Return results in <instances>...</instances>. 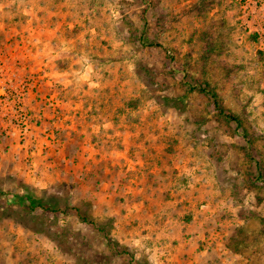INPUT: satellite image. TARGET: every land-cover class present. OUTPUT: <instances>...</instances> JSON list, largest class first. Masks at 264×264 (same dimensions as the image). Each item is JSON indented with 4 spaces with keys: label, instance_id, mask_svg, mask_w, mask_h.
Returning <instances> with one entry per match:
<instances>
[{
    "label": "rangeland",
    "instance_id": "1",
    "mask_svg": "<svg viewBox=\"0 0 264 264\" xmlns=\"http://www.w3.org/2000/svg\"><path fill=\"white\" fill-rule=\"evenodd\" d=\"M202 1L0 0V264H264V0Z\"/></svg>",
    "mask_w": 264,
    "mask_h": 264
},
{
    "label": "trees",
    "instance_id": "2",
    "mask_svg": "<svg viewBox=\"0 0 264 264\" xmlns=\"http://www.w3.org/2000/svg\"><path fill=\"white\" fill-rule=\"evenodd\" d=\"M199 6L201 8H204V1L199 0ZM201 90H204L209 95V97L211 98V105H212L214 111L216 112V114L221 119L226 120V121H234L238 125L241 126V119H240L239 115L236 113L227 112L225 110V108L223 107L221 100L218 97L217 93L213 89L208 90V89H206V87H201ZM243 134L247 138V142L249 144L247 153H248L249 157H251L252 159H255V157H256L257 153L260 151V149H259L258 145L255 143L254 139L249 135V133L244 128H243ZM258 167H259L260 175L261 176L263 175V177H264V174H263L261 166H260V161H258ZM3 193L4 192L2 191V189H0V194H3ZM15 196H16L17 201L20 205H22V203L24 201H28V203L31 206H36L37 204H39V206H41V207L50 208V205L48 203L43 204L42 202H40L41 201L40 199L34 198L28 192L23 193L21 195H15ZM11 201H12V199H8V202H11ZM123 250H124V247H123ZM123 252H126V251H123ZM143 264H149V263L144 262Z\"/></svg>",
    "mask_w": 264,
    "mask_h": 264
}]
</instances>
